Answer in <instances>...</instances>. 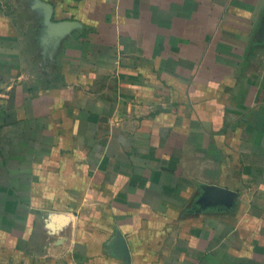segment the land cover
<instances>
[{
    "label": "crops",
    "instance_id": "crops-1",
    "mask_svg": "<svg viewBox=\"0 0 264 264\" xmlns=\"http://www.w3.org/2000/svg\"><path fill=\"white\" fill-rule=\"evenodd\" d=\"M0 264H264V0H0Z\"/></svg>",
    "mask_w": 264,
    "mask_h": 264
}]
</instances>
